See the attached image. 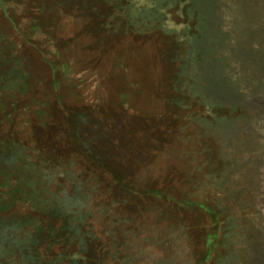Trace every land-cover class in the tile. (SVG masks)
I'll return each instance as SVG.
<instances>
[{
  "label": "rangeland",
  "instance_id": "obj_1",
  "mask_svg": "<svg viewBox=\"0 0 264 264\" xmlns=\"http://www.w3.org/2000/svg\"><path fill=\"white\" fill-rule=\"evenodd\" d=\"M7 1L0 19L38 96L51 98L74 144L102 157L88 159L108 187L97 233L121 241L130 264H264V54L238 55L242 4L88 0L102 29L85 0H10L6 15ZM76 175L63 186L78 189Z\"/></svg>",
  "mask_w": 264,
  "mask_h": 264
},
{
  "label": "trees",
  "instance_id": "obj_2",
  "mask_svg": "<svg viewBox=\"0 0 264 264\" xmlns=\"http://www.w3.org/2000/svg\"><path fill=\"white\" fill-rule=\"evenodd\" d=\"M119 1L96 3L118 6ZM237 1L248 19L247 26L235 36L238 55L261 56L264 54V0ZM67 2L63 4L68 6ZM8 3L10 0L4 6L6 15ZM79 4L86 12L96 13L100 27H106L104 13L95 11L96 4L88 0ZM52 13L55 14L54 9L44 11L47 25ZM117 16L126 21L122 10ZM251 33L262 39V45L257 46L254 40L248 39L255 36ZM17 44L0 19V264H130L115 249L116 245L121 246V241L112 242L108 235L96 230L103 223L95 213L104 208L96 198L101 189L108 187L106 181L98 178L104 168L88 159L93 154L102 159L101 155L88 148L87 140L74 144L69 139L67 125L52 112L51 98L38 96L42 93L40 81L29 69L27 57ZM69 172L78 174V189L63 186ZM86 175L89 176L86 178ZM74 197L76 203L68 209L67 204ZM113 202L104 199L106 206H113ZM44 214L52 218L44 220L40 216ZM118 227L123 230V225ZM122 234L123 231L117 236Z\"/></svg>",
  "mask_w": 264,
  "mask_h": 264
}]
</instances>
